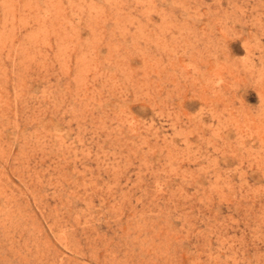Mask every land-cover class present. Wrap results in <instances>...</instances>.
Wrapping results in <instances>:
<instances>
[{
  "label": "rangeland",
  "instance_id": "rangeland-1",
  "mask_svg": "<svg viewBox=\"0 0 264 264\" xmlns=\"http://www.w3.org/2000/svg\"><path fill=\"white\" fill-rule=\"evenodd\" d=\"M0 264H264V0H0Z\"/></svg>",
  "mask_w": 264,
  "mask_h": 264
}]
</instances>
